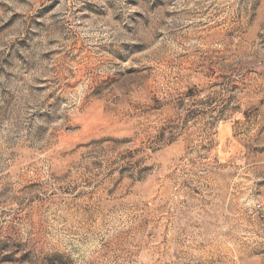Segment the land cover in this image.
Wrapping results in <instances>:
<instances>
[{
	"label": "rangeland",
	"instance_id": "obj_1",
	"mask_svg": "<svg viewBox=\"0 0 264 264\" xmlns=\"http://www.w3.org/2000/svg\"><path fill=\"white\" fill-rule=\"evenodd\" d=\"M0 264H264V0H0Z\"/></svg>",
	"mask_w": 264,
	"mask_h": 264
}]
</instances>
